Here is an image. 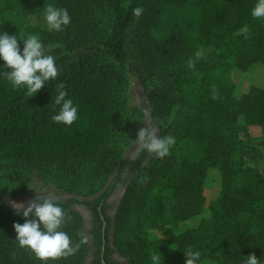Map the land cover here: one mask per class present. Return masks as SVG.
<instances>
[{
  "label": "trees",
  "instance_id": "trees-1",
  "mask_svg": "<svg viewBox=\"0 0 264 264\" xmlns=\"http://www.w3.org/2000/svg\"><path fill=\"white\" fill-rule=\"evenodd\" d=\"M255 3L0 0V15L53 4L71 17L61 31L34 32L56 58L58 76L45 87L30 96L0 74V264H83L88 244L74 206L94 211L93 234H100L96 207L110 192L104 189L106 178L115 172L116 182L126 168L131 179L110 223L112 246L101 258V244H94L93 264L101 259L105 264H151L153 253L161 264H185L183 251L189 247L201 252L200 264H241L250 253L264 259V19L251 15ZM137 7L143 9L139 16L133 14ZM245 26L247 32H240ZM129 45L136 69L153 80L146 94L149 116L157 120L158 134L174 136L175 144L164 157L143 148L134 160L105 165L103 158L83 178L71 166L95 156L127 102ZM256 68L263 70L262 84L253 82L241 92L233 72ZM216 80L225 81L218 95ZM60 85L78 106L71 125L51 119L59 108L53 100ZM250 128L258 138L248 133ZM54 161L68 168L57 165L66 171L49 172L52 179L67 176L66 187L77 189L73 197L55 202L70 217L61 230L78 247L70 255L41 260L15 240L13 224L24 218L9 201L27 192L34 171L45 174ZM212 173L218 195L207 202ZM96 183L94 190L81 191ZM166 212L173 223L187 222V227L178 233L167 227ZM152 233L161 236L152 238ZM115 251L124 261L113 259Z\"/></svg>",
  "mask_w": 264,
  "mask_h": 264
},
{
  "label": "clouds",
  "instance_id": "clouds-1",
  "mask_svg": "<svg viewBox=\"0 0 264 264\" xmlns=\"http://www.w3.org/2000/svg\"><path fill=\"white\" fill-rule=\"evenodd\" d=\"M143 9H133V14L139 16ZM251 15L264 19V0H256ZM43 19L47 30L61 31L71 22L66 8H57L48 4L43 12ZM247 26L240 29L246 33ZM17 35L0 32V74L11 82L13 87H23L31 96L46 82L58 76L56 58L46 50V46L39 34H30L23 38V48L19 45ZM51 46H48L50 49ZM4 69H11L5 72ZM53 103L59 106L58 111L52 115L54 122L71 125L78 119V106L69 97L67 90L60 85L56 89ZM136 138L140 146L157 152L161 157L167 156L175 144L172 135L158 134L147 123H141L136 130ZM37 192L43 189H34ZM17 214L24 218L23 223L15 222V240L19 246L29 248L38 259L47 260L67 256L76 251L78 245L73 246L72 238L67 232L61 230L70 217L66 209L55 202L53 196L48 195L42 201H30L27 206L14 203ZM20 209H23L20 211ZM31 217V219H28ZM187 259L185 264H200L201 252L192 247L183 251ZM241 264H264V259L254 253L243 256ZM151 264H161L160 255L153 253Z\"/></svg>",
  "mask_w": 264,
  "mask_h": 264
},
{
  "label": "rangeland",
  "instance_id": "rangeland-1",
  "mask_svg": "<svg viewBox=\"0 0 264 264\" xmlns=\"http://www.w3.org/2000/svg\"><path fill=\"white\" fill-rule=\"evenodd\" d=\"M44 10H32L27 12H22L18 9H14L4 14L0 15V32H7L9 35H17V38L20 39L19 43H23V38H26L27 35L35 34L36 29H46L45 21L43 19ZM101 27L98 28L100 32ZM129 59L130 61L126 64L128 86H127V102L126 104L117 112L111 128V134L103 144V146L97 151L94 157L83 162L78 161L71 166L74 169L76 175L82 176L83 178L89 174V172L94 171L95 165L102 163L104 158V164L106 165L110 161H116L120 158L134 159L136 158L143 147L140 146L139 141L136 138V130L141 125V123H147L152 129L158 133V122L157 120H152L149 116V111L147 110L146 94L148 90L152 87L153 80L146 77L145 74L140 73L136 69L135 57L132 54V47H128ZM233 60V59H232ZM234 82L237 88L241 92H246L251 84L258 83L262 84L263 70L261 68H256L254 71H248L242 73L239 71L233 72ZM225 85L224 80H216L213 85L214 94L218 95L219 89L221 86ZM248 133L254 137L258 138L259 133L253 128L248 129ZM149 150V149H148ZM150 153L153 151L149 150ZM60 167L68 168V163L61 164L59 162H51L47 166L49 169L45 174H39V172L34 171L29 177V184L27 192L16 198L9 201V205L12 209H16L13 205L14 203H22L25 206L30 201H42L48 195L53 196L54 200L66 199L73 197L77 190L76 188L66 187L65 178L68 180L67 176L55 175L52 179V174L55 170L59 172L58 169H61L60 172H65ZM81 171L77 173L76 171ZM58 174H61V173ZM72 172V171H70ZM115 176V172L109 175L106 178L104 187H106L110 181ZM75 181H80V177L75 176ZM95 183V182H94ZM123 183V182H122ZM98 183L91 186L90 184H85L83 189L85 192H90L97 188ZM34 189H43L42 192H37ZM97 190V189H96ZM82 193V192H80ZM124 190L121 192L120 199L123 197ZM97 195V194H96ZM218 195V187L214 179V174L212 173L209 177L206 190L205 198L207 202L213 200ZM78 212L82 221L83 228L86 233V242L88 244V251L86 259L83 264H88L92 256V244L90 242L88 234V225L87 217L84 210L74 208ZM23 210V209H20ZM167 213V212H166ZM204 215H207V209L204 210ZM167 227L172 228L176 233L183 231L187 227V222L173 223L167 213L165 221ZM112 225L110 230V245L112 246ZM160 233H152V238H159ZM115 257L118 261H124V259L115 251Z\"/></svg>",
  "mask_w": 264,
  "mask_h": 264
},
{
  "label": "flooded vegetation",
  "instance_id": "flooded-vegetation-1",
  "mask_svg": "<svg viewBox=\"0 0 264 264\" xmlns=\"http://www.w3.org/2000/svg\"><path fill=\"white\" fill-rule=\"evenodd\" d=\"M130 179H131V175L129 174V169L126 168L120 174L118 181L115 182L112 179L110 183L104 188V189L110 188V192L107 194V196L103 200L98 202V205L96 207V211L99 214L98 219L101 221L100 222V234H97V233L93 234V230L96 228V217H95L96 214L94 213V211L84 207L83 205H77V206H80L86 214L87 225H88L87 232L89 234L90 242L93 246L92 256L88 264H93V252L96 251V249L94 248V244L96 243L101 244V248H100L101 258L103 257V254L105 253V247L110 248V241H109L110 240V230H111L110 223L112 219L114 218L118 204L120 202L121 192L122 190H124L125 192L126 187L128 183L130 182ZM93 198H87L86 200H91ZM79 200H83V199H79ZM112 257L114 260L117 261L115 254H112ZM102 261L103 260L101 259V264H102Z\"/></svg>",
  "mask_w": 264,
  "mask_h": 264
},
{
  "label": "water",
  "instance_id": "water-1",
  "mask_svg": "<svg viewBox=\"0 0 264 264\" xmlns=\"http://www.w3.org/2000/svg\"><path fill=\"white\" fill-rule=\"evenodd\" d=\"M74 208H78V209H80V210H83L80 206H75ZM102 264H105V262L104 261H102Z\"/></svg>",
  "mask_w": 264,
  "mask_h": 264
}]
</instances>
